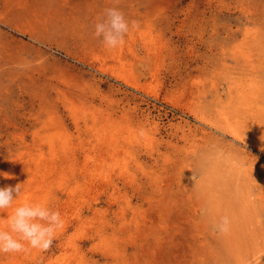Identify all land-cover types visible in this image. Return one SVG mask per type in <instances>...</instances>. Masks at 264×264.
Here are the masks:
<instances>
[{
    "label": "rangeland",
    "instance_id": "1",
    "mask_svg": "<svg viewBox=\"0 0 264 264\" xmlns=\"http://www.w3.org/2000/svg\"><path fill=\"white\" fill-rule=\"evenodd\" d=\"M107 7L139 24L111 50ZM17 184L64 227L0 264H264V0H0Z\"/></svg>",
    "mask_w": 264,
    "mask_h": 264
},
{
    "label": "clouds",
    "instance_id": "2",
    "mask_svg": "<svg viewBox=\"0 0 264 264\" xmlns=\"http://www.w3.org/2000/svg\"><path fill=\"white\" fill-rule=\"evenodd\" d=\"M138 26V22L129 20L119 7H107L95 22L93 35L111 50L122 46L130 29ZM2 175L11 178L7 173ZM21 185L0 187V213L12 209L6 217L8 229L0 228V253H23L29 249L47 251L64 227L60 211L45 203L25 201L13 207L21 194ZM229 223L225 215L216 227L226 232Z\"/></svg>",
    "mask_w": 264,
    "mask_h": 264
},
{
    "label": "bare ground",
    "instance_id": "3",
    "mask_svg": "<svg viewBox=\"0 0 264 264\" xmlns=\"http://www.w3.org/2000/svg\"><path fill=\"white\" fill-rule=\"evenodd\" d=\"M234 135L237 136V134H235V133H234ZM115 199H116V198H114L113 200H115ZM122 215H123V214H122V212H121V216H122ZM121 218H123V217H121Z\"/></svg>",
    "mask_w": 264,
    "mask_h": 264
}]
</instances>
